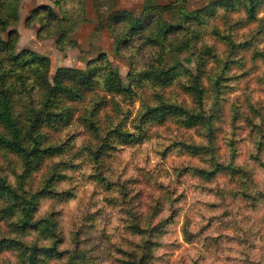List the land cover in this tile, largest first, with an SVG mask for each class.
Here are the masks:
<instances>
[{"label": "rangeland", "instance_id": "obj_1", "mask_svg": "<svg viewBox=\"0 0 264 264\" xmlns=\"http://www.w3.org/2000/svg\"><path fill=\"white\" fill-rule=\"evenodd\" d=\"M1 1L11 16L0 39L13 31L16 41L0 49V74L7 67L24 73L25 63L8 61L25 50L48 57L49 80L59 67L85 69L105 53L125 87L130 73L159 62L193 73L194 57L207 62L201 104L183 71L166 85L133 83L130 95L108 93L98 80L82 99L63 101L73 110L66 126L39 128L41 147L53 148L36 164L0 144V264H28V247H36L35 264H264V0L254 17L241 0L231 8L218 0H149L171 7L153 14L167 22L198 11L194 55L179 47L186 38L172 36L167 47L139 40L116 49L125 27L100 24L111 0ZM144 3L117 0L136 15ZM43 6L60 22L48 19ZM65 21V29L79 21L66 38L59 28ZM17 93L14 114L21 115L28 94ZM163 102L214 118L209 127L185 126L181 115L141 122L144 107ZM27 212L30 221L53 223L52 234L19 231Z\"/></svg>", "mask_w": 264, "mask_h": 264}, {"label": "trees", "instance_id": "obj_2", "mask_svg": "<svg viewBox=\"0 0 264 264\" xmlns=\"http://www.w3.org/2000/svg\"><path fill=\"white\" fill-rule=\"evenodd\" d=\"M98 1L99 0H97V2ZM237 1L239 0H218L215 2L224 5L228 4V7L231 8V6ZM241 1L244 2L243 7L248 10L249 16L254 17L255 8L261 0ZM111 2L109 11L106 14H100V24L104 27L108 25L110 28L117 25L125 27V32L115 38L117 45L116 49L127 47L133 41L139 40H143L141 41L142 44H155L162 45L161 47H167V45H163V43L167 42V39L172 36L173 38H186V41H183L179 47L190 50L191 54L194 55L195 49L191 51V48H193L191 45L192 38L194 37L193 34L195 33L197 36H200V29L196 25L199 23L197 20L198 11L194 13L186 11H184L183 14L178 13L181 19L178 23H175L164 21L162 16L157 19L153 17V14L155 13L162 14L165 10L169 8L171 9L170 6H154L149 4V0H145L140 13L136 15L129 9L120 8L117 5V0H111ZM38 9L45 11L48 19H54L57 22H60V20L56 19V16L50 7L43 6ZM38 9L34 12H38ZM181 10L183 11V8H181ZM10 16V7L8 6V3L0 0L1 30H4L5 26L9 23L8 19ZM83 20L84 18L80 22ZM66 22L67 21L63 22V24H59L61 34L64 38L71 34L79 23V21H74L73 23L75 26L69 24V27H67L68 29H65L68 25ZM195 22L196 24H194ZM151 27H153V29H151ZM15 41L16 35L13 31H10L7 41H2L0 39V49H2L3 46L12 48ZM168 45L173 44L169 41ZM204 49L205 52L209 50L208 47H205ZM203 53L204 51H201L200 55ZM21 57H23L22 60H20ZM194 59L196 64L194 73L183 67L181 64H173L169 69L165 70L162 68V63L159 62L157 67L152 66L150 69H146L142 72L137 71L134 76L130 73L128 75L129 85L125 87L105 53L99 54L95 60L87 64L85 69L59 67L55 70L51 80L46 77L49 68L48 57L27 50L18 55L9 57V63H21L20 66L25 63V65L28 66V69H26L24 73L15 76L13 73H10V71H12L11 67H7V69H4L3 73L0 74V122H2L8 131V135H0V144L18 155L23 156L27 159V163L36 164V162H39L47 154H51L48 150L53 148L48 146L41 147L39 128L43 125L54 126L57 125L56 123H59L60 126H66L72 119L73 110L70 106L62 105L63 101L68 100L71 102L82 99L84 93L89 91L94 86L95 81L98 82V80L101 82L103 89L108 93L130 95L133 92L131 87L133 83L152 80L155 84L166 85L174 80L178 71H183L184 75H188L193 80V84L187 88L194 96V99L201 104L204 93L201 78L207 61L205 57L199 56L194 57ZM42 65L45 66V75L42 74ZM19 68L21 69V67ZM9 76L12 78L9 79ZM32 90L34 91L33 93L31 92ZM14 91L18 92L16 95L20 96H23L24 93L28 94L29 107L24 105L21 115L14 114ZM217 92L218 90L216 93ZM37 95L38 98L36 104L34 96ZM52 108H55V111ZM175 115H181V124L189 127L198 125L209 127L212 122L211 120L214 118L213 113L206 116L203 111L194 112L193 109L188 110L177 105L166 104L163 102L161 105L147 106V109L144 107L141 112V122L145 123L148 121L147 119L162 121L167 116L175 117ZM121 134L127 141L131 140L126 135L132 134ZM188 146L193 147L194 149L205 147L204 145ZM215 172L217 171L200 170V173L206 175H213ZM1 185L2 183L0 179V194H3ZM7 193H11L10 188L7 191H4V194ZM9 194L7 195L9 196ZM28 216L27 212L22 219L23 223L19 231L26 233L31 229L39 230L41 234H49V232L52 234V226L54 225L48 221V219L40 222L30 221ZM28 248L29 252H27L25 260L28 264H35L34 251L36 247ZM41 248L44 252L52 249L51 247ZM75 264L77 263L75 262Z\"/></svg>", "mask_w": 264, "mask_h": 264}]
</instances>
